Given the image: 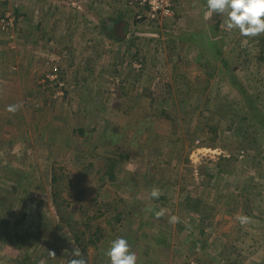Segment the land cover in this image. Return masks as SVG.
I'll return each instance as SVG.
<instances>
[{
	"label": "rangeland",
	"instance_id": "rangeland-1",
	"mask_svg": "<svg viewBox=\"0 0 264 264\" xmlns=\"http://www.w3.org/2000/svg\"><path fill=\"white\" fill-rule=\"evenodd\" d=\"M225 18L207 0H0V264L76 247L111 264L117 233L137 264H264V33ZM67 222L101 238L82 250Z\"/></svg>",
	"mask_w": 264,
	"mask_h": 264
},
{
	"label": "clouds",
	"instance_id": "clouds-1",
	"mask_svg": "<svg viewBox=\"0 0 264 264\" xmlns=\"http://www.w3.org/2000/svg\"><path fill=\"white\" fill-rule=\"evenodd\" d=\"M207 7L224 15L228 29H238L243 36H258L264 33V0H207ZM19 105H8L7 111L16 112ZM152 197L159 196V190L151 192ZM160 215V213H157ZM178 217L172 216L176 222ZM242 222L248 220L241 217ZM55 256L54 252H51ZM106 254L111 264H137L138 252L132 247L131 240L125 233L113 235L108 243ZM67 264H87V260L78 247L73 248Z\"/></svg>",
	"mask_w": 264,
	"mask_h": 264
},
{
	"label": "trees",
	"instance_id": "trees-1",
	"mask_svg": "<svg viewBox=\"0 0 264 264\" xmlns=\"http://www.w3.org/2000/svg\"><path fill=\"white\" fill-rule=\"evenodd\" d=\"M109 18V17H108ZM217 29V28H216ZM161 112H164V110L162 109ZM164 115H166V113H164ZM127 156V153L125 154V157ZM116 161H118V159H115L114 157H108V162H107V167L105 172H103V175L105 177H107L108 179H114V167L116 166ZM63 175L61 174H54L52 172L51 174V183H52V189H51V194H52V199L53 201H58V199H60V201H64L65 199L62 198L61 196V192L63 191V189L65 188L64 186L61 187L60 189L56 190L55 187L53 186V182H57L60 178H62ZM102 177V175H101ZM71 182L69 179H67V183ZM105 206V210L109 208V204L108 202H104L103 203ZM111 206V205H110ZM57 214L59 217V220L61 221H66V217L64 216L65 211H63V208H59V206H57ZM70 214V213H69ZM128 215L131 214V211L129 212V210H127L125 213L122 211H118L117 213H115L113 220L119 222L122 220L123 216L122 215ZM110 221V219H109ZM67 226L68 228H70V232L71 233V239H73L74 242H76L78 245H80V248L82 250H85L86 248V242L90 243V244H96L98 242V240L101 238V233L99 231V226L98 224L95 226V228L93 230H91L88 226L89 229V234L87 236V238L85 239L84 233L79 230V229H72L70 226L71 224L69 222H67ZM86 241V242H85Z\"/></svg>",
	"mask_w": 264,
	"mask_h": 264
}]
</instances>
